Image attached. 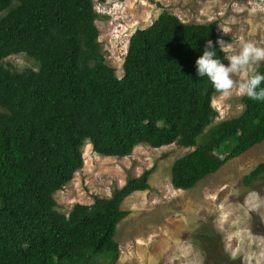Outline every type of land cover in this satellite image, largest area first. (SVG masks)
Wrapping results in <instances>:
<instances>
[{
	"label": "trees",
	"instance_id": "obj_1",
	"mask_svg": "<svg viewBox=\"0 0 264 264\" xmlns=\"http://www.w3.org/2000/svg\"><path fill=\"white\" fill-rule=\"evenodd\" d=\"M0 13V264L117 261V225L129 214L121 205L151 188L156 166L67 215L55 194L84 168L88 143L119 157L138 145L193 147L172 167L173 186L187 190L264 142V102L246 95L240 115L215 123L219 93L195 61L220 37L217 21L185 23L163 10L134 31L118 77L99 41L93 0H0ZM14 54L38 69H13L5 60ZM260 179L264 163L243 183ZM200 238L208 263L241 264L226 259L221 241Z\"/></svg>",
	"mask_w": 264,
	"mask_h": 264
},
{
	"label": "rangeland",
	"instance_id": "obj_2",
	"mask_svg": "<svg viewBox=\"0 0 264 264\" xmlns=\"http://www.w3.org/2000/svg\"><path fill=\"white\" fill-rule=\"evenodd\" d=\"M93 2L99 13L95 22L99 41L118 77L124 75L134 31L150 26L163 10L185 23L217 21L220 38L230 44L224 49L226 56L239 51L242 39L264 46V12L251 11L264 0ZM5 62L16 70L38 69L36 61L26 54L11 55ZM242 97L236 90L231 96L214 95L215 123L240 115L245 106ZM194 150L177 143L159 148L138 145L129 156H102L88 143L82 151L84 168L55 194L59 211L68 215L76 203L89 205L96 196L110 197L129 178L156 166L151 188L134 192L121 205L129 214L117 225L119 257L113 264H211L202 252V236L216 241V247L221 241L229 262L264 264V179L251 185L243 183L245 176L264 163V142L229 159L194 188L177 189L172 184V167Z\"/></svg>",
	"mask_w": 264,
	"mask_h": 264
},
{
	"label": "clouds",
	"instance_id": "obj_3",
	"mask_svg": "<svg viewBox=\"0 0 264 264\" xmlns=\"http://www.w3.org/2000/svg\"><path fill=\"white\" fill-rule=\"evenodd\" d=\"M251 11L253 14L264 12V3L254 4ZM216 45L221 50L230 47L220 37L215 44L211 39L207 40L203 54L195 61L197 75L207 77L221 95L231 96L236 90L240 96L246 95L249 99L264 102V87H261L264 74L258 71L261 62H264V46H259L253 40L242 39L239 51L225 57L229 61L226 66L217 56ZM237 76L241 78L237 79Z\"/></svg>",
	"mask_w": 264,
	"mask_h": 264
}]
</instances>
